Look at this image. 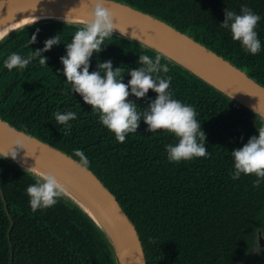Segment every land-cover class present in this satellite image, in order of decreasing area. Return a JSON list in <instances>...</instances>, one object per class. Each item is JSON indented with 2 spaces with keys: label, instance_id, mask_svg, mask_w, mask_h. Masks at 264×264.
Segmentation results:
<instances>
[{
  "label": "trees",
  "instance_id": "1",
  "mask_svg": "<svg viewBox=\"0 0 264 264\" xmlns=\"http://www.w3.org/2000/svg\"><path fill=\"white\" fill-rule=\"evenodd\" d=\"M159 18L205 45L264 86V0H117ZM247 6L261 17L257 26L261 50L245 52L220 27L224 10L240 14ZM59 21L20 28L0 40V118L15 128L79 161L84 152L90 169L112 192L135 225L147 264H264L258 230L264 236V181L253 187L254 175L232 179L233 150L242 148L264 127V119L236 104L186 68L127 37L113 34L91 58L90 72L111 60L128 70L138 69L142 54L162 57L170 71L173 98L194 106L206 133L209 154L169 162L166 146L177 143L164 130L146 131L140 121L124 143L99 122L91 106L63 75L61 57L77 29ZM61 35V44L43 53L47 65L33 60L24 70L9 71L4 62L13 53L27 56L45 41ZM32 36L36 42L31 44ZM67 92V94H65ZM157 98L130 96L142 111ZM73 111L67 131L54 113ZM0 155V264H118L112 245L94 221L70 201L60 198L48 209L31 210L26 189L35 177ZM68 199V198H67ZM69 200V199H68Z\"/></svg>",
  "mask_w": 264,
  "mask_h": 264
},
{
  "label": "clouds",
  "instance_id": "2",
  "mask_svg": "<svg viewBox=\"0 0 264 264\" xmlns=\"http://www.w3.org/2000/svg\"><path fill=\"white\" fill-rule=\"evenodd\" d=\"M224 15L220 27L230 29L232 39L239 42L245 52L258 54L261 41L256 29L261 17L247 6L241 8L240 14L226 8ZM90 16L91 19L77 29L71 42L67 43L66 56L61 57L63 75L67 78V84L71 85V92L79 94L83 102L91 106L93 114L99 115V122L115 135L119 143H124L129 133H136L143 120L148 126L146 131L155 133L164 130L177 138V143L166 146L169 162L178 163L208 155L207 137L197 119L198 113L194 106L173 98V93L169 91L171 77L160 75L161 72L166 74L170 71L167 64H161L160 55L153 59L142 54L138 61L141 66L128 70L131 79L127 84L124 83L122 68L113 69L111 60L98 63V70L90 72L91 58L94 53L103 50L105 40L117 31L123 34L114 22V14L105 7V0H93ZM35 42L36 36H32L31 44ZM59 44L61 35L47 39L42 50H32L27 56L13 53L5 60L4 67L9 71L24 70L36 59L41 65H47V57L43 53ZM150 90L157 93V98L141 111L129 97L143 99ZM77 115L71 110L54 113L56 122L64 125L67 131L71 130L70 121L76 120ZM257 130L258 137H251L242 148L231 153L234 160L232 179L254 175L257 179L253 187L256 188L264 181V127ZM16 143L19 150L25 149L24 142L18 140ZM18 155L19 151L13 150L2 158L15 161ZM74 155L79 157V161L75 162L77 169L86 172L90 166L89 159L79 149L74 150ZM25 170L35 177V182L26 189L34 213L55 206L65 195V185L54 174L43 173L36 166Z\"/></svg>",
  "mask_w": 264,
  "mask_h": 264
},
{
  "label": "water",
  "instance_id": "3",
  "mask_svg": "<svg viewBox=\"0 0 264 264\" xmlns=\"http://www.w3.org/2000/svg\"><path fill=\"white\" fill-rule=\"evenodd\" d=\"M92 7L93 0H0V24L10 17L30 12L62 13L91 18ZM105 7L112 11L114 22L120 28L132 32L135 36L121 35L118 32L115 34L138 41L161 53L234 100L236 104L244 106L264 119V86L244 71L189 35L142 10L117 0H105ZM44 21L39 20L30 24ZM18 140L25 143V149L17 148ZM0 148L7 152L19 151L18 156L56 174L79 191L98 212L101 220L86 210L79 209L105 234L113 247L118 264H147L135 225L112 192L90 169L80 172L76 167L77 160L1 118ZM0 155L4 156L2 153ZM7 159L26 169L11 158ZM257 238L258 247L263 249L264 236L260 229Z\"/></svg>",
  "mask_w": 264,
  "mask_h": 264
},
{
  "label": "bare ground",
  "instance_id": "4",
  "mask_svg": "<svg viewBox=\"0 0 264 264\" xmlns=\"http://www.w3.org/2000/svg\"><path fill=\"white\" fill-rule=\"evenodd\" d=\"M91 18L87 17H79L72 14H62V13H21L18 15H15L13 17L8 18L4 22L0 24V40L6 37L8 34L30 24L35 21L39 20H45V21H53V20H61L72 24H85L88 20ZM121 33L127 36L134 37L135 35L127 31L125 29L120 28ZM120 33L119 31H117ZM0 153L2 154H8L10 152L4 151L0 148ZM17 163L23 165L26 168H32L37 167V169L43 173H52L45 168L41 167L40 165L33 163L29 160H26L20 156L17 157V160H15ZM54 174V173H52ZM57 179L65 185L66 187V193L63 196L65 200L70 201L73 205H75L78 208H81L83 210H86L87 212L91 213L94 217L97 219H100V216L98 212L94 209V207L77 191L72 185H70L68 182L63 180L62 178L58 177L56 174H54ZM69 200H68V199Z\"/></svg>",
  "mask_w": 264,
  "mask_h": 264
}]
</instances>
